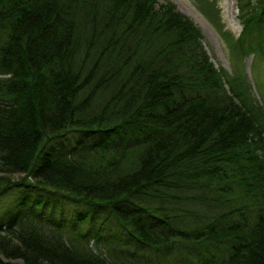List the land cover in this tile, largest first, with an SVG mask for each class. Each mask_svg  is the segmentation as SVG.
Segmentation results:
<instances>
[{"label":"trees","instance_id":"16d2710c","mask_svg":"<svg viewBox=\"0 0 264 264\" xmlns=\"http://www.w3.org/2000/svg\"><path fill=\"white\" fill-rule=\"evenodd\" d=\"M202 40L168 1L0 0V264H264V97Z\"/></svg>","mask_w":264,"mask_h":264},{"label":"rangeland","instance_id":"374dc122","mask_svg":"<svg viewBox=\"0 0 264 264\" xmlns=\"http://www.w3.org/2000/svg\"><path fill=\"white\" fill-rule=\"evenodd\" d=\"M163 1L174 4L178 11L190 18L200 29L204 49L216 68H221L228 73H231L234 68H240V66L243 68L254 98L261 101L259 89L262 90L264 97V52L260 51L261 45L258 44L262 42V39L255 35L246 39L250 45L245 47V55L242 57L239 49L233 48L242 31V24L237 18L238 10L235 0H202L201 2L197 0H159V2ZM11 178L16 179L18 176L13 175ZM17 191L11 190L0 196V221L3 222L12 213L13 204L20 198ZM33 196L31 198L34 200L36 197ZM77 209L79 212L83 211L79 207ZM39 210L45 216L51 217L52 215L61 219L66 225L72 224L74 209L67 205L52 204L46 201L45 208L40 207ZM129 249H131L130 246ZM15 264H22V262L16 260Z\"/></svg>","mask_w":264,"mask_h":264}]
</instances>
